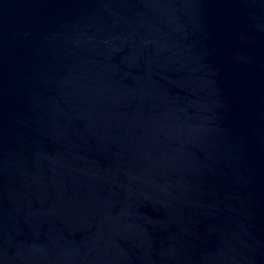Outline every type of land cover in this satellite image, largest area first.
<instances>
[{
  "label": "water",
  "instance_id": "obj_1",
  "mask_svg": "<svg viewBox=\"0 0 264 264\" xmlns=\"http://www.w3.org/2000/svg\"><path fill=\"white\" fill-rule=\"evenodd\" d=\"M0 264H264V0H0Z\"/></svg>",
  "mask_w": 264,
  "mask_h": 264
}]
</instances>
